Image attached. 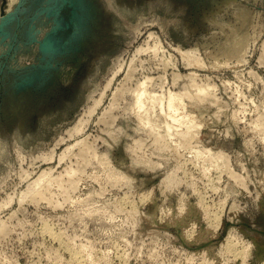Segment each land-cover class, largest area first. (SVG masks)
<instances>
[{"label":"rangeland","instance_id":"obj_1","mask_svg":"<svg viewBox=\"0 0 264 264\" xmlns=\"http://www.w3.org/2000/svg\"><path fill=\"white\" fill-rule=\"evenodd\" d=\"M146 76L211 88L189 138L141 125ZM263 121L264 0H0V264H264Z\"/></svg>","mask_w":264,"mask_h":264},{"label":"bare ground","instance_id":"obj_2","mask_svg":"<svg viewBox=\"0 0 264 264\" xmlns=\"http://www.w3.org/2000/svg\"><path fill=\"white\" fill-rule=\"evenodd\" d=\"M11 1V0H10ZM48 35V34H47ZM61 33H60V35L59 36H52V39L55 41L56 40V42L61 38ZM154 36H153V34H151L150 35V38H153ZM248 44V43H247ZM163 45V44H162ZM239 47V46H238ZM160 48H161V46H160V43L159 42H157L156 41V44L155 45H153V47H150V45L148 44L147 45V48H140L139 50H138V54H141V53H143V55H144V53H145V55H146V53L147 52H153L155 55H157L158 53H159V51H160ZM238 50V49H237ZM247 50V49H246ZM181 52V51H180ZM136 53V52H135ZM191 53V52H190ZM247 53V52H246ZM182 54H183V52H182ZM137 55V54H136ZM142 55V54H141ZM154 55V56H155ZM194 55H195V57H194ZM194 55H193V57L194 58H196V53H194ZM240 55V54H239ZM246 55V54H245ZM159 56V55H158ZM244 56V55H243ZM187 57V56H186ZM241 57V56H240ZM246 57V56H245ZM244 57V58H245ZM242 58V57H241ZM133 59H136V58H134L133 57ZM197 59V58H196ZM224 59V58H223ZM243 59V58H242ZM193 60V59H192ZM217 60V59H216ZM245 60V59H244ZM195 61V60H194ZM219 61V60H218ZM239 61V60H238ZM243 61V60H242ZM226 62H228V61H226ZM225 63V62H224ZM223 63V64H224ZM240 63V62H239ZM238 63V64H239ZM205 64V63H204ZM124 65V64H123ZM196 65H198L197 63H196ZM219 65V64H218ZM217 65V66H218ZM227 65V64H226ZM225 65V66H226ZM206 66V65H205ZM224 66V67H225ZM128 68H129V70H130V72H129V75H128V80L129 81H131L132 79H133V77H135V73H137L138 72V70H137V68H136V66H135V64H134V60H132L131 62H130V64H129V66H128ZM219 69V68H218ZM121 70H123V66H120L119 68H118V71L117 72H115V74H114V76H113V78L110 80V82H109V84H108V86H106L107 88L106 89H108V88H110L111 87V85H112V83H113V81L115 80V78H116V76H117V74L118 73H120V71ZM149 71V70H148ZM142 72V71H141ZM148 76V75H147ZM144 77L142 80H138L137 81V84H136V86L133 88V89H130V90H125V91H123V92H121L122 94L124 93V92H129L130 94H131V97H132V106H131V108H132V110H133V112H135L136 113V116L139 118V120H140V123H141V125H149L150 123H151V119H150V114L151 113H153V115H154V113H157L156 111L157 110H159L160 111V113H162V114H165V116L167 117V119L169 118L170 120H171V123H169V122H167L166 121V126H165V134L162 136V135H159V133H157L158 135H159V137L161 136V140H163V137H166L167 139L169 138H171V137H175L176 135H178V136H181V137H179V138H182V136L183 137H188V136H190V130L192 129V128H196V127H198V124H197V122L194 120V119H192L191 118V116H189L188 114H186L185 112H184V97L185 96H187L188 98H189V100H190V98H192L190 101H194L195 99V101H199V102H202L203 101V99H204V97L205 96H207V95H209L210 93H211V88H207V87H205V88H203V87H201V86H199L198 84H196L194 81H193V83H192V85L189 87V91H188V93H186V94H178V93H174V92H172V91H168L167 93H164L165 91H164V89H163V91H161V92H163V93H161V94H159V93H157L155 90H152V86H153V82H154V78L153 77ZM176 76V75H175ZM129 88V87H128ZM124 95V94H123ZM122 95V96H123ZM128 95V94H127ZM121 96V95H120ZM104 97V96H103ZM207 97H209V96H207ZM194 98V99H193ZM203 98V99H202ZM206 99V98H205ZM208 99V98H207ZM101 101H102V98L99 100V101H97L96 103H95V107L94 108H92L91 110L89 109L88 111H89V116H92L94 113H96L95 111H96V108L100 105V103H101ZM111 107V106H110ZM158 111V112H159ZM163 116V115H162ZM152 117V116H151ZM166 117H165V119H166ZM87 118V117H86ZM88 122H89V120H87V121H85V120H81L75 127H74V129L72 130V132H71V136L73 137L75 134H81L82 132H84V130H85V128H86V125H88ZM188 123L189 124V130H187L186 132H183V133H181V132H179L180 130H177L176 132H174V130H175V126H174V124H176V123H178V124H180L181 125V123ZM264 122V121H263ZM186 123V124H187ZM187 124V125H188ZM264 124V123H263ZM185 125V124H184ZM264 126V125H263ZM188 127V126H187ZM153 130L152 131H156V129L155 128H157L156 126L154 127H151ZM152 133V132H151ZM155 133V132H154ZM153 134V133H152ZM158 135H156V136H158ZM196 134L194 133V136H195ZM189 138V137H188ZM187 139V138H186ZM163 141H165V140H163ZM170 141V140H169ZM190 141V140H189ZM191 142V141H190ZM82 144H83V142H81ZM166 143V142H165ZM168 143V142H167ZM185 143V142H184ZM169 144V143H168ZM185 144H187V143H185ZM163 145V144H162ZM83 148H86V147H83ZM82 148V149H83ZM86 150L88 151V150H90V149H87L86 148ZM82 152H83V150H81ZM90 152V151H89ZM88 154V153H87ZM85 155V154H84ZM67 155H66V153H64L62 156H61V160H63L65 157H66ZM82 156H83V153H82ZM87 156V155H86ZM83 158V157H82ZM107 160V159H106ZM108 162V161H107ZM77 173V171L76 170H69L68 172H67V174H68V176H69V178H73L74 176H75V174ZM47 179V176H46V174H42L36 181H34L33 183H32V185H33V190L31 191V193L32 192H34L35 191V189H37L38 187H40V189H42L41 188V186H43L42 185V183L45 181ZM123 179L124 180H126L127 178L124 176L123 177ZM52 179H49L47 182H49V181H51ZM56 181L59 183V179H56ZM46 182V183H47ZM55 182V181H54ZM70 182V181H69ZM48 184H51V183H48ZM72 186H76L75 184H74V182H73V184H71ZM70 185V188H73L72 186ZM49 186V185H48ZM69 186V185H68ZM44 188V187H43ZM75 188V187H74ZM40 189L39 190H37L36 191V193H38L39 191H40ZM43 192V191H42ZM40 193H41V191H40ZM38 195V194H37ZM40 195V194H39ZM38 195V196H39ZM44 195V194H43ZM35 196H36V194H35ZM44 198V197H43ZM50 229V228H49ZM45 230V229H44ZM52 231V230H51ZM51 231H50V233H51ZM45 232V231H44ZM49 232H48V234H50ZM52 234V233H51ZM50 234V235H51ZM52 236V235H51ZM56 237H57V234L55 235ZM56 237H54V238H56ZM58 239H59V237H58ZM55 241V240H54ZM73 249V248H72ZM76 252H78V251H76ZM81 255H82V253H81ZM78 256H80V255H78ZM75 261L77 260V261H79L80 260V258H78L77 256L75 257V259H74ZM83 261V260H82ZM81 262V261H80ZM84 262V261H83ZM79 264V263H78ZM83 264V263H82Z\"/></svg>","mask_w":264,"mask_h":264},{"label":"water","instance_id":"obj_3","mask_svg":"<svg viewBox=\"0 0 264 264\" xmlns=\"http://www.w3.org/2000/svg\"><path fill=\"white\" fill-rule=\"evenodd\" d=\"M65 26H66L67 29H69V24L68 23H66ZM52 36H55V35L48 36L47 38H45L43 40L42 43H40V50L43 53L55 54L56 55V54L60 53V50H61L60 43L61 42L57 43L56 40L54 41L52 39Z\"/></svg>","mask_w":264,"mask_h":264}]
</instances>
